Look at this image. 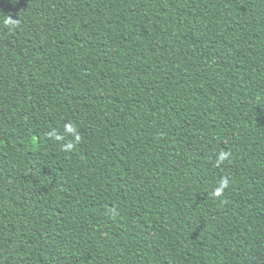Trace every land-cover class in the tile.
Returning a JSON list of instances; mask_svg holds the SVG:
<instances>
[{
    "label": "trees",
    "instance_id": "obj_1",
    "mask_svg": "<svg viewBox=\"0 0 264 264\" xmlns=\"http://www.w3.org/2000/svg\"><path fill=\"white\" fill-rule=\"evenodd\" d=\"M0 264H264V0H0Z\"/></svg>",
    "mask_w": 264,
    "mask_h": 264
}]
</instances>
